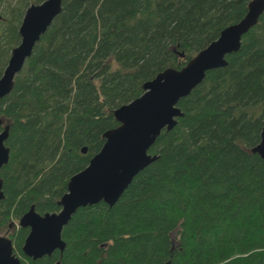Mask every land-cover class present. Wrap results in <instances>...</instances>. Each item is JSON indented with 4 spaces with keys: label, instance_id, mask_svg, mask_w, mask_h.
<instances>
[{
    "label": "trees",
    "instance_id": "trees-1",
    "mask_svg": "<svg viewBox=\"0 0 264 264\" xmlns=\"http://www.w3.org/2000/svg\"><path fill=\"white\" fill-rule=\"evenodd\" d=\"M44 1L0 0V77L25 10ZM250 1H62L0 101L9 149L0 229L21 264H264V160L252 153L264 126V13L227 65L178 102L183 116L148 151L158 158L115 205L76 211L62 255L25 257L29 230L18 224L31 206L59 212L69 179L118 126L113 111L159 73L184 67Z\"/></svg>",
    "mask_w": 264,
    "mask_h": 264
},
{
    "label": "water",
    "instance_id": "water-1",
    "mask_svg": "<svg viewBox=\"0 0 264 264\" xmlns=\"http://www.w3.org/2000/svg\"><path fill=\"white\" fill-rule=\"evenodd\" d=\"M62 1L45 0L25 10L18 29L20 42L12 49L0 77V101L9 95L14 78L21 72L34 46L60 14ZM263 13L264 0H251L245 16L222 30L215 41L184 67L168 68L159 73L143 84L140 97L113 111L118 126L103 134L101 150L82 171L69 179L66 193L57 202L60 211L40 215L31 206L20 218L19 227L29 230L21 249L25 257L35 261L55 251L62 255L66 245L61 232L78 209L100 202L109 208L115 205L133 178L158 158L148 151L161 132L171 131L177 119L183 116L178 102L203 81L206 72L227 65L225 57L240 49L242 37L258 23ZM2 125L0 118V171L9 159V149L5 146L8 126ZM81 153L85 154L86 149L82 148ZM252 153L264 160V126L260 142ZM3 198L0 179V200ZM0 264H21L13 253L11 240L3 236H0Z\"/></svg>",
    "mask_w": 264,
    "mask_h": 264
},
{
    "label": "rangeland",
    "instance_id": "rangeland-1",
    "mask_svg": "<svg viewBox=\"0 0 264 264\" xmlns=\"http://www.w3.org/2000/svg\"><path fill=\"white\" fill-rule=\"evenodd\" d=\"M13 224V223H12ZM11 224V225H12ZM0 236H3V237H7L8 235L6 234V231H5V229H0ZM174 237H175V235H174ZM8 238V237H7Z\"/></svg>",
    "mask_w": 264,
    "mask_h": 264
}]
</instances>
